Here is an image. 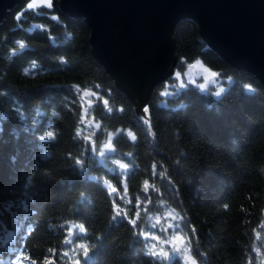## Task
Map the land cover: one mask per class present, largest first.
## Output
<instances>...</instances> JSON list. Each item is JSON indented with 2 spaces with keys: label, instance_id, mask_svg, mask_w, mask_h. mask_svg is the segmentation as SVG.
I'll return each mask as SVG.
<instances>
[{
  "label": "trees",
  "instance_id": "1",
  "mask_svg": "<svg viewBox=\"0 0 264 264\" xmlns=\"http://www.w3.org/2000/svg\"><path fill=\"white\" fill-rule=\"evenodd\" d=\"M59 1L21 0L0 25V262L184 264L179 251L151 255L163 247L146 238L164 239L173 219L197 264H264L262 83L185 20L173 75L140 108L93 57L84 20ZM198 60L221 94L186 80ZM47 131L55 139L41 140Z\"/></svg>",
  "mask_w": 264,
  "mask_h": 264
},
{
  "label": "water",
  "instance_id": "2",
  "mask_svg": "<svg viewBox=\"0 0 264 264\" xmlns=\"http://www.w3.org/2000/svg\"><path fill=\"white\" fill-rule=\"evenodd\" d=\"M21 0H0V25ZM89 27L92 55L116 87L143 108L173 75L174 33L194 21L206 45L264 87V0H60Z\"/></svg>",
  "mask_w": 264,
  "mask_h": 264
},
{
  "label": "snow or ice",
  "instance_id": "3",
  "mask_svg": "<svg viewBox=\"0 0 264 264\" xmlns=\"http://www.w3.org/2000/svg\"><path fill=\"white\" fill-rule=\"evenodd\" d=\"M41 3L45 4V5L47 6L48 9H52V7H53V0H41ZM34 6H35V5H34L33 3H29V4L27 5V7H28L29 9H32ZM53 19H55V17H53ZM24 47H25V45H24L23 43H20V48L23 49ZM205 71L207 72V69H205ZM178 75H179V73H177V76H178ZM210 75L214 77V76H216V73L213 72V73H211ZM200 87L203 88L204 85L201 84ZM250 90H251V89H250ZM219 94H220V93L217 92V95H219ZM104 103L107 104L108 102L105 100ZM144 111L147 112L148 109L145 108ZM129 135H131V133H129ZM40 139H41V140L55 139L53 131H47L46 135H41V136H40ZM132 139L134 140L135 137L133 136ZM105 147L111 149V144L105 145ZM91 151H92V152H95L96 149H95V148H92ZM100 154H101V155H100L101 157L105 156V153H104L103 151H100ZM101 162L103 163V161H101ZM75 163H76L77 165L80 166L82 172L87 171V169L84 167V162H83L82 160H76ZM114 163L117 164V163H116V160L114 161ZM117 165H119L120 169H126L125 166H124L125 164H117ZM126 165H127V164H126ZM124 175H127V173H124ZM88 178H89L90 180H97V177H96V176H89ZM144 187H145V189L148 188V181L145 182ZM110 190H111L112 193L117 192V189H116L115 187H112ZM113 207L116 209V214H117V216H118V215H121V210H120L119 206H117V205H113ZM136 215L139 216L140 213L137 212ZM125 217H126V214H125ZM113 219H116V216H113ZM128 222H129V224H131L132 226H136V224H137V220H136V219H129ZM157 222H159V218H157ZM77 227H78L79 233H85V232H86V228H85V226H84L83 224L78 225ZM140 234H141L142 236H145V233H143V232L140 233ZM73 238H75V237H73ZM146 238H150V239L153 240V241H158V240H160V237L157 236V235H150V236H149V235H146ZM181 239H182L181 236H179V235H174V236L172 237V239H171L170 242L175 246L177 243H179V242L181 241ZM64 242H65L66 244L71 243L70 240H65ZM78 247H79L80 249H83V254H84V256H85V257H88V255H89V248H88L85 244H83V243L79 244ZM155 248H156V245L153 244V245H152V249H153V251H151V253H150L151 255H153V256L161 255V256H164L165 258L168 257V253L163 252V251H161L160 253H157L156 251H154ZM174 250H176V251H187V249H183V250H181V249H174ZM63 255H64V256H68V253H67V252H64ZM28 259H30V257H28V256H21V257L18 258V264H20V262H22V261H24V260H28ZM186 260L188 261V264H197V261H196L193 257H191V256H187V257H186ZM31 264H36V261H35V260H32ZM44 264H53V260H51V259H46V260L44 261ZM73 264H80V261H78V260H77V261H73Z\"/></svg>",
  "mask_w": 264,
  "mask_h": 264
},
{
  "label": "rangeland",
  "instance_id": "4",
  "mask_svg": "<svg viewBox=\"0 0 264 264\" xmlns=\"http://www.w3.org/2000/svg\"><path fill=\"white\" fill-rule=\"evenodd\" d=\"M38 3H41V0H36ZM205 69H207V72L205 71ZM213 73L211 72L208 68H206V66H204V64L201 62V60H198L196 64H193L192 66L189 67V69L187 70L186 73V80L189 82H193L196 83L197 85H201L203 84L204 87L202 88L203 90H207V88L210 85H217L218 90L217 92H219L221 94V92H223V86L221 84H218V80L216 76H211L210 74ZM182 80V79H181ZM182 82L184 83V81L182 80ZM176 225V223L173 221V219H167L165 221V236L164 239H160L158 242V244L160 245V247H163L162 249L156 250L158 253H160L161 251L169 253L170 251H176L174 249H187V251H179L181 254V258L184 262V264H188V261L186 260L187 256H192L191 252L189 251V248L186 244V242L181 239V241L179 243H177L175 246L170 242L172 237L174 236V232L173 234L171 233V231H174V226ZM178 254V255H180ZM0 264H2V262H0Z\"/></svg>",
  "mask_w": 264,
  "mask_h": 264
},
{
  "label": "bare ground",
  "instance_id": "5",
  "mask_svg": "<svg viewBox=\"0 0 264 264\" xmlns=\"http://www.w3.org/2000/svg\"><path fill=\"white\" fill-rule=\"evenodd\" d=\"M77 250V249H76ZM79 251V250H78ZM73 253H75V252H73Z\"/></svg>",
  "mask_w": 264,
  "mask_h": 264
}]
</instances>
